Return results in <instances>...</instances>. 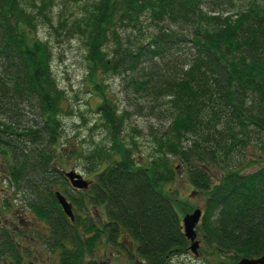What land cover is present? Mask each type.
Masks as SVG:
<instances>
[{
	"label": "trees",
	"instance_id": "16d2710c",
	"mask_svg": "<svg viewBox=\"0 0 264 264\" xmlns=\"http://www.w3.org/2000/svg\"><path fill=\"white\" fill-rule=\"evenodd\" d=\"M53 4L0 0V159L14 198L41 219L66 218L50 186L59 185L55 171L63 166L67 97L52 70L53 50L38 37ZM81 20L76 27L87 40L97 111L112 141L85 156L87 170L102 171L94 203L104 205L148 264L187 254L182 210L165 189L177 179L173 156L206 195L199 231L217 264L264 257V164L252 172L230 164L252 134L264 141V0H95ZM144 28L153 29L145 41L128 35ZM99 72L122 77L139 98L167 100L168 118L154 115L169 126L151 134L156 147L148 163L121 141L126 111L99 90ZM55 228L62 263L87 264L84 255L97 239L86 243L71 223ZM16 253L12 263L0 255V264H23Z\"/></svg>",
	"mask_w": 264,
	"mask_h": 264
},
{
	"label": "rangeland",
	"instance_id": "374dc122",
	"mask_svg": "<svg viewBox=\"0 0 264 264\" xmlns=\"http://www.w3.org/2000/svg\"><path fill=\"white\" fill-rule=\"evenodd\" d=\"M28 6H33L34 0H24ZM39 1V0H36ZM95 0H54L53 5H49L47 12L48 21H41L38 25V37L47 42L52 50V70L56 81L61 89L66 93L67 101H65L66 112L60 116L62 123V161L64 169L70 173V169L84 174H89L92 170L86 169L85 156L95 150L103 151L109 148L112 141L110 132L104 126V120L101 113L97 111L100 99L97 91L94 89L91 78H89L90 62L88 59L89 51L87 40L80 32L76 25L82 21V17L87 15L91 5ZM244 3L247 0H242ZM243 5V3H240ZM237 8H229L230 13L234 14ZM153 29H145L144 32H129L135 41L146 39L148 33ZM127 32L123 33V36ZM112 51V45L108 48ZM183 60L188 58V49L182 50ZM98 82L101 89L108 98L115 103L120 113L126 111V119L121 135V141L132 146L135 151L136 161L144 164L148 163L155 152L156 143L151 134L162 131L169 126V120H161L156 117L168 118V113L163 110L164 100H150L146 97L131 94L125 89V82L122 77L111 74L98 73ZM250 141H244L241 149L236 151L230 164L234 168H241L247 172L257 170L264 164V141H256L254 135H251ZM173 164L177 166V179L174 183L167 184L165 189L178 200L179 209L182 210V216L193 213L196 209L204 210L206 203V195L197 190L192 184L188 167L178 158L169 156ZM60 163L61 160L59 159ZM146 162V163H145ZM214 175L219 178L222 172L219 167L212 165ZM101 170V169H98ZM4 195L7 198H4ZM11 201L12 206L7 208V200ZM24 207L13 196V192L9 185L8 174L5 169L3 159H0V216L2 218L15 219L16 216L26 213L30 217L33 212L20 209ZM21 211L16 214V211ZM23 211V212H22ZM198 238L201 241L202 256L197 258L192 252L185 255L174 256L169 264H217V257L209 255V247L204 243L203 237L197 229ZM35 243L30 246L25 241L26 247L33 252L32 257L24 259L28 264H60V252H44L42 242L38 235ZM25 247V248H26ZM108 247H106L107 249ZM40 251V256H35V251ZM104 249L98 251L97 258L107 260ZM200 260V261H199ZM225 264L231 262L224 258ZM128 259L119 252H115L111 260V264H127Z\"/></svg>",
	"mask_w": 264,
	"mask_h": 264
},
{
	"label": "flooded vegetation",
	"instance_id": "af4514ba",
	"mask_svg": "<svg viewBox=\"0 0 264 264\" xmlns=\"http://www.w3.org/2000/svg\"><path fill=\"white\" fill-rule=\"evenodd\" d=\"M70 172H75L76 174L80 175L83 180L88 182L89 186L87 188L74 187L71 184V181L66 177V173H68V171H65L64 169H58L55 171V175H58L60 182L58 181L59 185L54 184L51 185L50 188L54 192V196L57 199L62 211L65 213L66 218H50V216H48L41 219L37 217L31 209H27L26 207H21L20 209L24 211L27 209L33 212L31 217L26 215V213L18 216L14 214V217H16L15 219L2 218L0 216V255L5 257V259L8 261L7 263H12L14 260L11 256L17 251L16 255L22 258L23 264H28L24 261V259L26 257H32L34 252L29 247H26V245L21 241H25L30 244V246H32L36 241V238L33 236L38 235L40 237V241L42 242L43 251H59L60 264H63L62 253L60 248H58V245H60V242L62 241L60 238L55 237L57 233L55 225L56 223H71L77 232L83 236L86 243L88 240L93 241V238L97 239V241L94 242V247H92L90 253L87 251L84 255L85 257L83 262L87 264H111L110 262L114 256V253L119 252L129 260L127 264H148L146 260L142 259L138 255L136 242L121 228L113 227L114 221L108 216L104 205L100 203H94L97 202V192L94 194V191H97V180L102 171L95 170L89 172V174H84L76 171V169H70ZM63 183H66L67 185L65 186ZM58 193L63 195L72 205L74 216L80 217L78 223H76V217L75 220H72L66 214L59 202ZM4 198H7V196L4 195ZM74 200L82 202V205H78ZM20 209L16 211V214L21 211ZM46 210L47 214H49L50 211L48 204L46 206ZM183 217L184 215L181 218L182 220ZM197 229H199V226ZM114 231L117 232L115 236ZM3 235L6 236L4 239ZM197 240L200 241L198 237ZM189 243L188 252H192L190 250L191 241ZM106 247L108 248L106 249ZM201 247L200 241L199 255H194L197 258L202 256ZM103 249L107 258L105 262L104 260L97 258L98 251L101 252ZM35 256L39 257L40 251H35ZM29 264L33 263L30 262Z\"/></svg>",
	"mask_w": 264,
	"mask_h": 264
},
{
	"label": "water",
	"instance_id": "95a60500",
	"mask_svg": "<svg viewBox=\"0 0 264 264\" xmlns=\"http://www.w3.org/2000/svg\"><path fill=\"white\" fill-rule=\"evenodd\" d=\"M66 177L71 181L74 187L87 188L89 186L88 182L83 180V178L75 172L66 173ZM58 199L66 214L72 220H75L72 205L60 193H58ZM202 218L203 211L201 209H196L193 213L185 215L182 220L184 234L186 238L191 241L190 250L196 256L199 255L200 250V241L197 240L198 233L196 229L202 221ZM237 264H264V257L243 258Z\"/></svg>",
	"mask_w": 264,
	"mask_h": 264
}]
</instances>
